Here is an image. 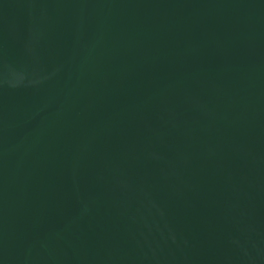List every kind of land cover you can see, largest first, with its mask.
<instances>
[{
  "label": "water",
  "instance_id": "95a60500",
  "mask_svg": "<svg viewBox=\"0 0 264 264\" xmlns=\"http://www.w3.org/2000/svg\"><path fill=\"white\" fill-rule=\"evenodd\" d=\"M0 264H264V0H0Z\"/></svg>",
  "mask_w": 264,
  "mask_h": 264
}]
</instances>
